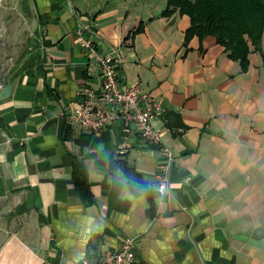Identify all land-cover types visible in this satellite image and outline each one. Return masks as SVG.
Returning a JSON list of instances; mask_svg holds the SVG:
<instances>
[{
    "label": "crops",
    "instance_id": "obj_1",
    "mask_svg": "<svg viewBox=\"0 0 264 264\" xmlns=\"http://www.w3.org/2000/svg\"><path fill=\"white\" fill-rule=\"evenodd\" d=\"M22 5L38 48L0 86V264H93L127 237L137 238L136 264H264V35L241 72L214 37L183 45L190 19L164 17L166 0ZM75 15L95 22L83 34L100 53L121 52L123 87L162 103L159 145L119 122L90 135L70 120L101 80ZM163 146L174 162L159 195ZM119 161L149 194L129 191ZM76 162L92 201L76 192Z\"/></svg>",
    "mask_w": 264,
    "mask_h": 264
},
{
    "label": "built area",
    "instance_id": "obj_2",
    "mask_svg": "<svg viewBox=\"0 0 264 264\" xmlns=\"http://www.w3.org/2000/svg\"><path fill=\"white\" fill-rule=\"evenodd\" d=\"M77 30L75 34L93 62L100 70L98 89H85L80 93L76 108L70 113V120L76 122L83 134L101 133L117 122L126 129L134 127L143 142L159 145L161 132L157 131L153 122L162 112V103L155 100L139 86L124 88L118 76V66L121 63V52L112 49L109 53H100L90 38L84 37V32H92L95 22L84 16L75 15ZM165 163L160 167L158 193L169 192L170 170L173 165V154L170 148L161 147ZM136 237H127L114 252L105 251L93 264H136L133 247Z\"/></svg>",
    "mask_w": 264,
    "mask_h": 264
},
{
    "label": "trees",
    "instance_id": "obj_3",
    "mask_svg": "<svg viewBox=\"0 0 264 264\" xmlns=\"http://www.w3.org/2000/svg\"><path fill=\"white\" fill-rule=\"evenodd\" d=\"M167 9L162 13L169 17L174 11L181 16H188L190 27L187 29L184 44L196 37L200 40L214 37L221 45L227 57L240 64L241 72H247L250 47L262 53V36L264 35V0H166ZM142 25L134 35L140 33ZM35 57V56H34ZM34 57H29L25 65L17 70H24L33 65ZM128 179L129 191L134 195H146V182L127 163L117 162ZM114 166V164H112ZM73 178L76 192L85 201H92L89 182L82 164L74 163Z\"/></svg>",
    "mask_w": 264,
    "mask_h": 264
},
{
    "label": "rangeland",
    "instance_id": "obj_4",
    "mask_svg": "<svg viewBox=\"0 0 264 264\" xmlns=\"http://www.w3.org/2000/svg\"><path fill=\"white\" fill-rule=\"evenodd\" d=\"M22 6V0H0V86L38 48L36 25Z\"/></svg>",
    "mask_w": 264,
    "mask_h": 264
}]
</instances>
